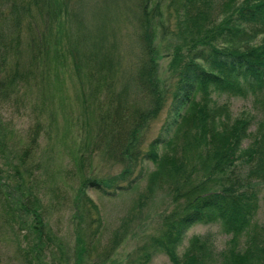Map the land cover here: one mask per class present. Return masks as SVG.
<instances>
[{
	"label": "trees",
	"instance_id": "trees-1",
	"mask_svg": "<svg viewBox=\"0 0 264 264\" xmlns=\"http://www.w3.org/2000/svg\"><path fill=\"white\" fill-rule=\"evenodd\" d=\"M128 1L0 0V109L46 77L49 56L64 49L62 34L73 23L61 53H68L80 80L86 71L90 84L95 81L102 90L95 149L105 146L122 164L115 175L81 179L73 206L79 220L90 214L89 231L85 238L82 231L76 236L75 254L66 264H84L91 253L100 261L110 256L158 189H166L175 205L125 264H149L158 253L172 264H264V217L256 220L264 201V121L251 129L250 118L233 116L226 101L213 97L215 92L249 97L264 113V0H169L168 17L159 4ZM115 5L123 11L115 12ZM129 17L132 32H121ZM157 26L173 38L167 42L175 78L169 89L158 73ZM259 34V44L250 43ZM168 94L163 122L146 142L147 127ZM39 130L38 123L31 128L19 161L37 146ZM83 157L80 152V162ZM2 170L1 199L16 216L30 215L26 234L33 238L23 251L26 258L33 252L41 264L53 237L40 196L17 166ZM90 185L132 196L109 235L99 206L87 194ZM198 223L218 224L229 236L225 246L216 251L209 232L193 233L185 243L187 230Z\"/></svg>",
	"mask_w": 264,
	"mask_h": 264
},
{
	"label": "rangeland",
	"instance_id": "rangeland-1",
	"mask_svg": "<svg viewBox=\"0 0 264 264\" xmlns=\"http://www.w3.org/2000/svg\"><path fill=\"white\" fill-rule=\"evenodd\" d=\"M97 1V0H96ZM150 5L159 4L163 17H168L167 7L169 0H149ZM133 6V0L128 1ZM119 9L115 12H121ZM131 17L120 24L121 32L131 33ZM168 22V21H167ZM170 28L173 27V17L169 20ZM67 35L63 33L61 45L63 50L49 56L50 71L39 82H31L26 88L21 89L18 100L12 98L1 104L0 109V167L4 174L13 170L15 166L20 169L22 176L27 181L30 178L34 191L38 192L41 206L50 233L53 237L52 245L40 256L41 264H66L71 262L75 254L76 236L81 232L83 238L89 231V213L83 215L84 220H79L77 211L73 206V197L80 181L86 177L106 178L115 175L122 169V164L117 163L106 152V147L95 149L94 138L100 126L97 117V98L102 97L99 86H93L85 72H80L81 80L73 70L70 57L66 50V36H69V26L74 32L73 23H68ZM158 31V59L159 76L164 81L167 89L173 86L174 75L170 59L173 48L167 42L173 40L168 30L165 35L157 26ZM64 31V30H63ZM60 31V32H63ZM164 35V36H163ZM260 34L250 43L259 44ZM125 41L122 40L121 43ZM14 60V59H12ZM40 64L37 66V72ZM98 88L95 90L94 88ZM213 97L219 102L226 101L229 111L233 116L251 119V129L264 121V113L254 107L249 97L228 95L215 92ZM94 103L90 104V100ZM170 95L159 115L150 121L146 142L158 131L167 112ZM39 124L40 130L37 137V146L31 155L24 161H19L18 154L29 142L31 128ZM145 142V143H146ZM84 153L80 162L79 153ZM4 178V177H2ZM17 181L19 176L16 175ZM13 181L11 185H15ZM10 185V187H11ZM87 194L99 206L103 216V227L106 235L118 224L120 218L126 213L132 196L129 194H109L88 186ZM175 203L171 194L166 190H156L148 200L146 206L136 220L130 224V232L126 238L110 253L106 259L100 261L95 255L87 254L84 264H125L135 251L136 247L147 238L150 233L156 232L161 224L162 216L171 211ZM86 211L87 204L82 205ZM264 217V201L260 203L256 220L261 222ZM30 215L16 216L13 207L8 205L0 196V264H36L38 258L32 252L26 258L23 249H30L29 243L33 236L26 234ZM81 221V224L80 222ZM210 233L215 243V250H221L229 236L224 233L218 224L198 223L186 232L187 238L193 233ZM99 251V249H98ZM100 253V252H99ZM98 255V254H97ZM149 264H172L168 256L158 253Z\"/></svg>",
	"mask_w": 264,
	"mask_h": 264
}]
</instances>
